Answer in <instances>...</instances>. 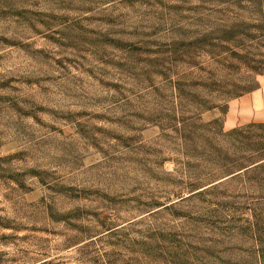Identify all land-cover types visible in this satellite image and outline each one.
I'll return each instance as SVG.
<instances>
[{"label": "rangeland", "instance_id": "rangeland-1", "mask_svg": "<svg viewBox=\"0 0 264 264\" xmlns=\"http://www.w3.org/2000/svg\"><path fill=\"white\" fill-rule=\"evenodd\" d=\"M233 29L264 68V0H0V264H264Z\"/></svg>", "mask_w": 264, "mask_h": 264}, {"label": "trees", "instance_id": "trees-1", "mask_svg": "<svg viewBox=\"0 0 264 264\" xmlns=\"http://www.w3.org/2000/svg\"><path fill=\"white\" fill-rule=\"evenodd\" d=\"M239 2L240 0H232ZM235 29L231 31H224L222 36L217 38L220 43L218 46L222 50H228V53L231 54V57L237 60L241 65L249 69L251 72L260 73L264 71L263 63L261 61H257L254 58L250 57L249 52L246 51V44H244L240 39L248 38L247 34H243L242 32H236L233 34ZM229 43V45H226ZM234 43H238V46H235ZM231 47H235L240 51H246L244 53L237 52ZM234 67V66H231ZM201 83V84H200ZM199 86L203 88H215L219 89L223 94L228 96L229 98H234L242 93L250 92L257 87V82L255 80H247L242 86H234L231 90L229 88H224L222 81L212 80L211 82H200ZM225 89V90H224ZM222 136H226L230 143L232 144L235 150H238L241 161L238 165L231 164L232 169L229 171L233 176H238L241 174H246L257 170L259 168L264 167V123L263 124H250L244 127L233 129L228 133H223V131H219L216 133ZM218 150V149H217ZM220 153L221 150H218ZM237 165V166H236Z\"/></svg>", "mask_w": 264, "mask_h": 264}]
</instances>
